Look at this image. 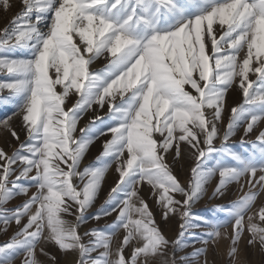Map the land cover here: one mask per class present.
Listing matches in <instances>:
<instances>
[{"label": "snow or ice", "instance_id": "1", "mask_svg": "<svg viewBox=\"0 0 264 264\" xmlns=\"http://www.w3.org/2000/svg\"><path fill=\"white\" fill-rule=\"evenodd\" d=\"M20 2L22 10L0 32V73L8 77L0 81V107H11L0 117V128L20 141L12 126L19 119L27 136L11 155L0 149V222L3 231L13 221L19 229L0 244V264H13L20 256L21 264H44L38 246L48 264H58L45 244L78 253L75 264H194L230 223V258L237 257L245 230L247 244L264 250V207L247 215L264 192V130L246 156L228 145L241 127L247 136L264 121V0ZM11 7L10 0H0L3 10ZM100 58L107 61L104 68L92 71ZM233 85L243 102L231 108L221 136L218 125ZM71 95L77 99L66 107ZM89 111L91 119L78 128ZM106 136L110 139L96 157L99 166L81 171L89 147ZM186 157L194 166L185 185L173 165ZM113 163L118 179L90 213ZM217 176L210 199L223 196L233 183L242 195L227 207L218 206L227 219L196 217L194 223L191 208ZM145 184L165 221L179 216L175 240L157 225L142 195ZM31 188L35 191L29 195ZM19 195L27 197L22 205L3 207ZM113 214L103 229L79 231ZM193 227L210 229L193 234L192 244L204 247L177 259Z\"/></svg>", "mask_w": 264, "mask_h": 264}, {"label": "rangeland", "instance_id": "2", "mask_svg": "<svg viewBox=\"0 0 264 264\" xmlns=\"http://www.w3.org/2000/svg\"><path fill=\"white\" fill-rule=\"evenodd\" d=\"M10 3L12 5L11 9L8 11L3 10L0 8V32H2L6 27L9 26L12 19L22 10V5L20 0H10ZM0 55H4V53H0ZM19 55V53H17ZM107 61L104 58H100L97 61H95L91 65L92 71H99L102 68H104ZM54 78V77H53ZM8 79L6 74L0 73V81ZM249 79L255 81L256 76L252 73L249 74ZM60 89L58 88V91ZM2 95L7 96V91H4ZM77 97L75 95H71L69 99L66 101V107H71L73 103H75ZM243 102V95L241 90L238 88L237 85H233V88L229 89V92L226 95L225 100V111L223 113V121L220 123L219 129H220V135H223V131L226 128L228 118L231 114V108L234 106H237L238 104ZM11 111V107H0V117H3L6 113ZM107 109L105 108L102 112H100V115H104ZM93 113L89 111L84 115V117L81 119V121L78 124L79 127H84L89 120L91 119ZM12 126L17 130L20 141H16L13 139L10 135V133L6 132L2 128H0V149H3L6 153L9 155L12 154V152L16 151L19 148V143L22 141H25L27 139L26 133L24 131H21V122L19 119H13ZM264 130V121H261L259 125L254 128L253 132L248 134L247 136L244 135L243 127H241L236 134L230 138L228 145L232 148L233 151H236L240 153L241 155H248L253 151L252 144L255 141L256 136L259 134V131ZM76 135H79V132L77 131ZM244 138V143H241V138ZM105 139H110V136L101 137L100 139L96 140L88 149V152L86 153L84 159L81 161L80 164V170L82 171L84 168L89 166H99L96 157L100 155L103 148V141ZM215 146L217 148L220 147V139L215 140ZM186 146L182 145V148ZM169 163L172 161V157H168ZM215 162V158L208 161V166H212V164ZM231 163H234L233 161H230ZM194 166V161L191 158L186 157L184 160H182L179 164L173 165V173L178 177V179L181 181L182 184H187L188 180L191 176V167ZM116 165L115 163L112 164V166L108 169L107 173L105 174V178L102 184V190L98 196L96 204L93 206V208L89 209L90 213H94L101 204L104 203V201L107 199L108 192L111 187L115 185L116 180L118 179V174L115 171ZM259 175V173H258ZM12 179H15V176L12 177ZM247 180V177L243 178L241 183H245ZM22 183H26L25 181H21ZM218 182V176L214 177L212 181L207 185V194L200 199L197 203H195L191 211L194 214L193 222H197L196 217H206L211 220H224L227 219L226 214L223 212L218 211V206L220 207H227L231 205L234 201H236L241 195L242 192L240 191V185L237 183L230 184L227 188V191L224 193L223 196L220 197H214L209 198L211 196L212 191L215 188V185ZM245 190H247V185H245ZM35 191V188H31L29 195H31L32 192ZM142 195L144 199L147 201V203L150 206L151 211L154 213L155 221L157 225L159 226L162 233L165 235L167 239L170 241L175 240L177 236L179 235V224H180V218L179 216H175L171 218L169 221H165L162 217L161 210L159 207L154 203V198L150 195L149 192V186L144 185L143 186V192ZM177 198L179 199V195H177ZM27 199L24 195H19L14 197L11 201L6 203L3 207L9 210H14ZM260 207H264V192H261L257 198L256 201L251 209V211L247 215H254L257 213L260 209ZM247 215L245 216V225L247 224ZM115 217V214H113L112 217H108L105 219H101L98 222H92L90 221L87 225H82L79 229L81 233H83L85 230H89L93 227L103 229L106 224H110L113 222ZM65 219L68 220H74V217L71 216H65ZM23 222H27V217H24ZM258 221V218L256 220ZM4 225L2 222H0V244H3L5 242H8L15 233L19 230L15 222L13 221L10 225L7 227V231H3ZM210 231V229H206L204 227L196 228L193 227L189 229L187 233H185V236L183 237V243L181 245V249L176 252V258L179 259L181 256H187L190 255L192 252L195 251L197 248L204 247V245L200 242L195 243V245L192 244L193 234H200L203 232ZM220 237L214 238V242H210L207 245V252L204 256L196 258L194 260V264H204V261H207V264H264V250H261L259 244L253 246H249L247 244V240L250 238L249 234L245 230L240 244L238 245V254L235 260L229 257L228 253L231 247V240L230 236L232 233V224H228L227 228H220ZM227 233V237L225 235ZM124 235L123 230L117 233L116 237L113 240V252H115V247L117 241L122 239ZM45 247V251L49 253L50 256H55L58 264H75L76 260L78 259V253L71 252L68 254H65L61 250L58 249L56 246L52 245H43ZM39 247L37 248V257L41 261L44 262V264H48V257H45L42 253L39 251ZM131 248H127L125 250L126 255H130ZM98 253H93V256H96ZM23 256L17 257L13 264H21V260L23 259ZM171 258V248L168 251V257Z\"/></svg>", "mask_w": 264, "mask_h": 264}]
</instances>
